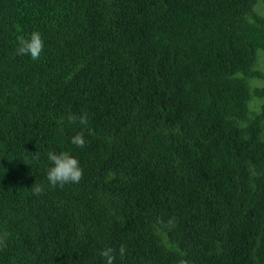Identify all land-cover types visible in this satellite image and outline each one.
<instances>
[{
    "label": "trees",
    "instance_id": "1",
    "mask_svg": "<svg viewBox=\"0 0 264 264\" xmlns=\"http://www.w3.org/2000/svg\"><path fill=\"white\" fill-rule=\"evenodd\" d=\"M256 3L0 0V264H104L107 247L114 264H264ZM34 31L38 61L15 54ZM49 151L90 178L52 188Z\"/></svg>",
    "mask_w": 264,
    "mask_h": 264
},
{
    "label": "clouds",
    "instance_id": "2",
    "mask_svg": "<svg viewBox=\"0 0 264 264\" xmlns=\"http://www.w3.org/2000/svg\"><path fill=\"white\" fill-rule=\"evenodd\" d=\"M258 0L255 5L257 7ZM18 47L15 54L17 56H30L33 61H38L44 52L45 44L42 34L39 31H34L27 38L21 35L18 38ZM68 121L72 124L79 122L81 125H87L88 117L84 115L70 114ZM71 142L79 148H84L87 141L85 139L84 132H79L72 137ZM39 159V156L36 157ZM47 158L51 162V167L47 171V179L52 188L59 187L63 189L68 184H79L83 179V169L80 166V162L77 158L72 156L69 152L56 153L49 151ZM34 195H41L44 189L34 184L32 187ZM0 244H3V238H0ZM118 254L123 257L126 254L125 246L121 245L118 249ZM100 257L103 258L104 264H114L117 249L107 247L99 251Z\"/></svg>",
    "mask_w": 264,
    "mask_h": 264
},
{
    "label": "rangeland",
    "instance_id": "3",
    "mask_svg": "<svg viewBox=\"0 0 264 264\" xmlns=\"http://www.w3.org/2000/svg\"><path fill=\"white\" fill-rule=\"evenodd\" d=\"M256 8L259 9V10H261V11L264 13V0H259L258 5H257ZM261 56H262V58H261L262 66L264 67V54L261 53ZM257 84H258L259 86H263V82H257ZM260 103H264V100L260 101ZM252 109H253V110H258V108H257V107H254V106H252ZM71 143H72V142H71ZM74 146H75V145H74ZM75 158H77V159L79 160V162H80V166L82 167V169H84V168H85V165H84L83 162L80 160V158L77 157V156H75ZM89 178H90V177H88V176L85 178V173H84V171H83V179L80 181V184L86 182V179H89ZM67 187H68V186H67ZM56 188H59V187H56ZM211 212H212V211L209 212V215H211ZM205 213H206L205 210L202 209V211L200 212V215H204ZM214 229H216V227H214Z\"/></svg>",
    "mask_w": 264,
    "mask_h": 264
}]
</instances>
